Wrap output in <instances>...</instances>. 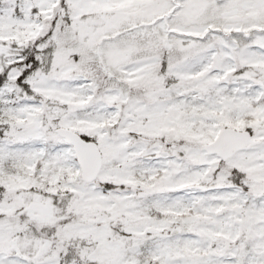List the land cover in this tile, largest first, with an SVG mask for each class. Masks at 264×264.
<instances>
[{"label":"snow or ice","instance_id":"snow-or-ice-1","mask_svg":"<svg viewBox=\"0 0 264 264\" xmlns=\"http://www.w3.org/2000/svg\"><path fill=\"white\" fill-rule=\"evenodd\" d=\"M0 264H264V0H0Z\"/></svg>","mask_w":264,"mask_h":264}]
</instances>
